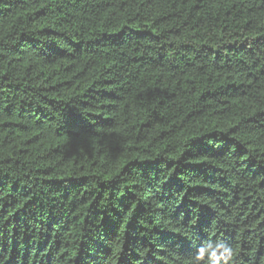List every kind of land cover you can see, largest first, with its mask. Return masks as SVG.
I'll return each instance as SVG.
<instances>
[{"label":"trees","instance_id":"trees-1","mask_svg":"<svg viewBox=\"0 0 264 264\" xmlns=\"http://www.w3.org/2000/svg\"><path fill=\"white\" fill-rule=\"evenodd\" d=\"M217 242L264 264V0H0V264Z\"/></svg>","mask_w":264,"mask_h":264},{"label":"clouds","instance_id":"clouds-1","mask_svg":"<svg viewBox=\"0 0 264 264\" xmlns=\"http://www.w3.org/2000/svg\"><path fill=\"white\" fill-rule=\"evenodd\" d=\"M233 256L234 249L231 245L217 242L210 251L207 248V244L201 246L197 250L195 261L204 262V264H220L221 260H223L224 264H230Z\"/></svg>","mask_w":264,"mask_h":264}]
</instances>
